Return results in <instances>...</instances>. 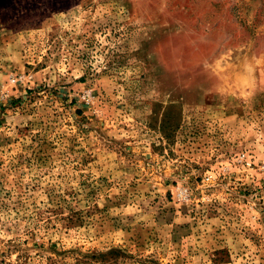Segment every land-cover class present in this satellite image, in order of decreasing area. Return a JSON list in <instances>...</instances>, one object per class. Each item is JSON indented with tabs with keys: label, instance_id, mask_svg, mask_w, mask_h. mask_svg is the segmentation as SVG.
<instances>
[{
	"label": "rangeland",
	"instance_id": "374dc122",
	"mask_svg": "<svg viewBox=\"0 0 264 264\" xmlns=\"http://www.w3.org/2000/svg\"><path fill=\"white\" fill-rule=\"evenodd\" d=\"M0 264H264V0H0Z\"/></svg>",
	"mask_w": 264,
	"mask_h": 264
}]
</instances>
